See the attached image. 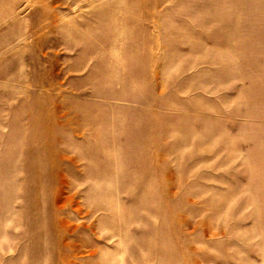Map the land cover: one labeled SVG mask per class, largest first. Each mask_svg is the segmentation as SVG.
<instances>
[{
    "label": "rangeland",
    "instance_id": "1",
    "mask_svg": "<svg viewBox=\"0 0 264 264\" xmlns=\"http://www.w3.org/2000/svg\"><path fill=\"white\" fill-rule=\"evenodd\" d=\"M0 264H264V0H0Z\"/></svg>",
    "mask_w": 264,
    "mask_h": 264
}]
</instances>
